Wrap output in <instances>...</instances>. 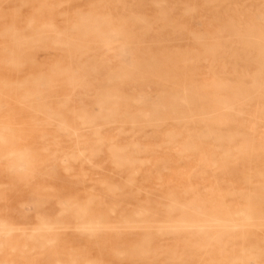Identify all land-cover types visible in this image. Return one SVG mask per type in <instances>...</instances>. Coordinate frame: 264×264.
I'll list each match as a JSON object with an SVG mask.
<instances>
[{"label": "rangeland", "instance_id": "rangeland-1", "mask_svg": "<svg viewBox=\"0 0 264 264\" xmlns=\"http://www.w3.org/2000/svg\"><path fill=\"white\" fill-rule=\"evenodd\" d=\"M205 262L264 264V0H0V264Z\"/></svg>", "mask_w": 264, "mask_h": 264}, {"label": "bare ground", "instance_id": "bare-ground-1", "mask_svg": "<svg viewBox=\"0 0 264 264\" xmlns=\"http://www.w3.org/2000/svg\"><path fill=\"white\" fill-rule=\"evenodd\" d=\"M69 42H70V41H69ZM72 42H73V41H72ZM121 57H122V56H121ZM196 62H197V61H196ZM61 160H63L64 162H66L64 159H61ZM174 182H175V181H174ZM184 190H186V189H184ZM188 190H189V189H188ZM186 191H187V190H186ZM186 191H185V192H186ZM187 193H188V191H187ZM185 195H186V194H185ZM187 195H188V194H187ZM114 196H115V195H114ZM195 196H196V195H195ZM208 196H210V195H208ZM193 197H194V196H193ZM194 198L196 199V197H194ZM159 199H160V198H159ZM192 199H193V198H192ZM211 199L214 200V198H211ZM193 200H194V199H193ZM202 200H203V199H201V201H202ZM198 202L200 203V201H198ZM204 202H205V198H204ZM205 203H207V201H206ZM205 203H204V204H205ZM193 204H194V203H193ZM201 204H202V202H201ZM204 204H203V205H204ZM212 204H213V202H212ZM213 205H214V204H213ZM213 205H212V206H213ZM213 207H214V206H213ZM133 218H134V217H133ZM198 221H199V219H198ZM201 221H202V220H201ZM201 221H199V222H201ZM203 221H204V220H203ZM173 222H174V221H173ZM199 222H198V223H199ZM207 222H208V221H207ZM223 222H224V221H223ZM223 222H222V224H223ZM140 223H141V222H140ZM174 223H175V222H174ZM196 223H197V222H196ZM198 223H197V224H198ZM112 224H113V223H112ZM164 224H166V222H165ZM167 224H169V222H168ZM171 224H172V226H173V223H171ZM175 224H177V222H176ZM180 224H181V223H180ZM180 224H179V225H180ZM185 224H186V222H185ZM192 224H193V223H192ZM207 224H208L209 226H211V224H210L209 222H208ZM212 224H213V223H212ZM114 225H117V224L115 223ZM177 225H178V224H177ZM181 225H182V224H181ZM181 225H180V226H181ZM187 225H188V224H187ZM190 225H191V224H190ZM200 225H201V224H200ZM204 225H205L206 228L208 227L206 224H204ZM204 225H203V227H204ZM37 226H38V225H37ZM117 226H118V225H117ZM201 226H202V225H201ZM251 226H252V225H251ZM166 227H167V226H166ZM178 227H179V226H178ZM178 227H177V229H178ZM224 227H226V225H224ZM224 227H223V228H224ZM245 227H246V226H245ZM169 228H170V227H169ZM174 228H175V227H174ZM180 228H182V226H181ZM183 228H184V227H183ZM189 228H190V227H189ZM206 228H205V229H206ZM211 228H212V227H211ZM114 229H115V228H114ZM141 229H142V228H141ZM170 229H172V227H171ZM175 229H176V228H175ZM203 229H204V228H203ZM207 229H208V228H207ZM209 229H210V227H209ZM184 230H185V229H184ZM184 230H183V231H184ZM232 230H233V228H232ZM41 231H42V230H41ZM143 231H144V230H143ZM147 231H148V230H147ZM173 231H174V229H173ZM181 231H182V230H181ZM184 232H186V231H184ZM188 232H189V231H188ZM194 251H198V250H194ZM195 254H196V253H194V255H195ZM195 257H197V256L195 255ZM199 257H200V256H199ZM200 258H201V257H200ZM141 259H142V258H141ZM201 260H202V259H201ZM198 263H199V262H198ZM203 263H204V262H203ZM205 263H206V262H205ZM206 264H207V263H206Z\"/></svg>", "mask_w": 264, "mask_h": 264}]
</instances>
